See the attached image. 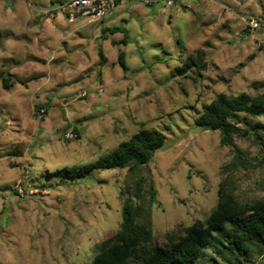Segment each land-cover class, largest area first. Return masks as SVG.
Masks as SVG:
<instances>
[{
  "label": "rangeland",
  "instance_id": "374dc122",
  "mask_svg": "<svg viewBox=\"0 0 264 264\" xmlns=\"http://www.w3.org/2000/svg\"><path fill=\"white\" fill-rule=\"evenodd\" d=\"M58 2L0 0V73L9 77L0 78V264H93L118 243L126 198L143 207L137 220L150 222L153 246L206 221L221 187L247 212L263 202L264 132L252 127L264 114L240 113L248 133L232 146L196 122L220 95L264 93V31L247 28L264 19V0H127L115 8L116 33L101 28L106 19L78 17L60 32L37 24L40 42L21 45L29 11ZM189 57L195 64L182 70ZM143 129L166 136L148 163L64 175ZM147 179L153 198L148 184L135 192ZM247 248H206L195 264H264V247Z\"/></svg>",
  "mask_w": 264,
  "mask_h": 264
},
{
  "label": "trees",
  "instance_id": "16d2710c",
  "mask_svg": "<svg viewBox=\"0 0 264 264\" xmlns=\"http://www.w3.org/2000/svg\"><path fill=\"white\" fill-rule=\"evenodd\" d=\"M119 29L120 27H114L109 30L116 32ZM123 41L126 42V39ZM100 54L103 63L105 58L102 51ZM123 55L121 52L120 62L126 67ZM195 62L189 57L182 70L191 67ZM10 76L15 77L12 73ZM0 78L4 85H8L9 77L0 73ZM240 113L253 116L264 114V93L256 97L244 92L236 96L220 95L213 102L203 106V113L196 123L206 129L220 130L221 142L232 146L234 134L248 133V129L238 125ZM252 128L264 132L262 123H256ZM165 139V134L158 129H143L128 140L120 142L111 153L97 162L67 167L63 173L68 177L79 178L88 175L95 168H124L132 162L146 164L154 153L164 146ZM145 184H148V192L153 198L156 189L150 179L139 181V188L135 192L141 196V188ZM142 209L143 207L135 205L131 198L125 199L122 226L118 233L119 241L102 248L93 264H132V259H135L133 264H195L205 249L210 247L219 249L222 253L220 246L227 247L242 256H247V246H250V250L253 244L264 247V200L253 211L247 212L234 201L224 187L220 189L217 207L206 221L197 220L187 228L184 236L163 246L150 245V222L139 224L137 220Z\"/></svg>",
  "mask_w": 264,
  "mask_h": 264
},
{
  "label": "built area",
  "instance_id": "2783aa9c",
  "mask_svg": "<svg viewBox=\"0 0 264 264\" xmlns=\"http://www.w3.org/2000/svg\"><path fill=\"white\" fill-rule=\"evenodd\" d=\"M127 0H60L55 5L45 9L46 13L52 17L57 14H64L71 21L78 17H83L91 21H100L115 11L118 4ZM146 4H153L158 1H164L167 5H174L177 0H138ZM247 28L252 31H264V19L260 21L252 19ZM264 42V38H261ZM264 257V252L263 255Z\"/></svg>",
  "mask_w": 264,
  "mask_h": 264
},
{
  "label": "crops",
  "instance_id": "0c3cea01",
  "mask_svg": "<svg viewBox=\"0 0 264 264\" xmlns=\"http://www.w3.org/2000/svg\"><path fill=\"white\" fill-rule=\"evenodd\" d=\"M47 8H49V7L46 6L45 8H42V9H47ZM9 12H11L10 9H9ZM29 12H30V15H31V17H30L31 20L30 21H27L26 20V25H27L26 27L28 28L27 30H29V32H27V35L26 36H23L22 37V39H23L22 41L21 40L19 41V42H21V45H25V46H27V45L24 44V42H23L24 40L32 42V45H33L34 42H36V43L40 42V40H41V32L40 31H36L35 29H33V27L36 26L37 24L41 25V28L40 29H42V32H44V29L46 28L45 25L48 24V23H50V22H53L52 23L53 24L52 26L55 29L57 27V29L60 32L62 30V28L65 26V24L68 23L67 21L71 22V20H69L68 18L59 19V16L58 15L52 17V16L48 15L47 13L44 14L41 11V8H36V9H34L32 11L30 10ZM33 12H34V14H32ZM40 13H42V14H40ZM121 16H122V14L119 13V12H117L115 10L112 15L104 18V19H106V21H105V23H103V25L101 26V28L104 29L105 31L106 30L110 31L109 30L110 27L113 26L114 24L117 25L116 22L118 20H121L123 18V17L121 18ZM104 19H102V20H104ZM74 21H76V19ZM114 27H118V26H114ZM114 27H111V28H114ZM50 33L51 34H54L52 32H50ZM114 33H116V32H114ZM49 36H51V35H49ZM16 38H19L20 39V35H18L17 33H16ZM108 39H105V40H108ZM45 44L47 45L48 42L45 43ZM50 46H47L44 49V45H43V50H45L44 53L47 54V55H53V53H54V50L55 49H52V50L49 49Z\"/></svg>",
  "mask_w": 264,
  "mask_h": 264
}]
</instances>
